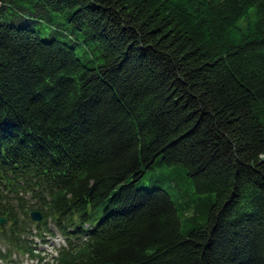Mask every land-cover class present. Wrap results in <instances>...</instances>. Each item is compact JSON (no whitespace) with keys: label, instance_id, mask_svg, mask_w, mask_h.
<instances>
[{"label":"trees","instance_id":"1","mask_svg":"<svg viewBox=\"0 0 264 264\" xmlns=\"http://www.w3.org/2000/svg\"><path fill=\"white\" fill-rule=\"evenodd\" d=\"M0 218L3 264H264V0H0Z\"/></svg>","mask_w":264,"mask_h":264},{"label":"rangeland","instance_id":"2","mask_svg":"<svg viewBox=\"0 0 264 264\" xmlns=\"http://www.w3.org/2000/svg\"><path fill=\"white\" fill-rule=\"evenodd\" d=\"M37 28V26H36ZM45 35H51V28H47L44 31ZM79 55L83 54L82 50L78 51ZM140 187L147 188L152 190L154 188H160L165 190L178 206V209L183 214V230H189L197 226H202L205 224L208 217V207L206 205L207 201H212L214 196L203 197L200 196L196 190L194 185L183 177V174L179 170H175L173 168H168L166 165L157 164L154 166L152 170H149L143 181L139 185ZM26 199L30 200L31 205H34L37 201L33 199L31 194H27L24 196ZM194 220V222L192 221ZM49 228L56 232L55 234L60 236L56 229V227L50 223ZM61 237V236H60ZM65 245L64 239H59L56 242V239L52 240L48 245L42 246L40 240L38 239L39 247L45 252L43 256H45L48 260H52V258L57 256V247H60L61 244ZM0 247L3 248V251L6 250L5 245L0 244ZM13 257L15 261L19 264H35L30 260L29 257H22L20 254L16 253Z\"/></svg>","mask_w":264,"mask_h":264},{"label":"water","instance_id":"3","mask_svg":"<svg viewBox=\"0 0 264 264\" xmlns=\"http://www.w3.org/2000/svg\"><path fill=\"white\" fill-rule=\"evenodd\" d=\"M32 220L35 222H40L42 220V216L38 212L33 213ZM0 225H8V222L4 219H0Z\"/></svg>","mask_w":264,"mask_h":264}]
</instances>
